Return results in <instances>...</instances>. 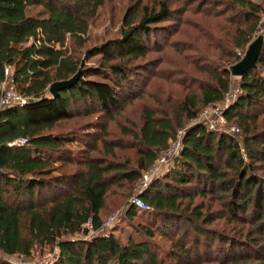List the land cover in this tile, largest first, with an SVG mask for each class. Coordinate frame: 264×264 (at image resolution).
<instances>
[{"label":"trees","instance_id":"trees-1","mask_svg":"<svg viewBox=\"0 0 264 264\" xmlns=\"http://www.w3.org/2000/svg\"><path fill=\"white\" fill-rule=\"evenodd\" d=\"M213 1L219 7L212 15L231 25L220 26L229 47L220 49L221 60L207 70V81L184 94L169 113L140 106L138 122L128 120L129 129L120 127L111 136L102 118L122 108L117 103L128 93L122 87L125 69L131 71L126 63L144 55L149 26L175 22L176 9L168 0L150 8L138 1L137 7L128 5L118 37L86 49L85 58L100 57L95 66H84L80 50L102 0H0V84L9 80L27 99L0 109V264H13L5 256L28 257L43 248H56L52 264H225L220 254L233 252L264 264V129L255 125L264 113V42L254 67L237 77L235 99L222 111L225 121L238 126L240 144L202 124L190 125L179 135L170 168L135 194L148 209L124 206L125 217L141 221L133 231L138 237L122 241L104 232L100 217L107 195L124 185L132 188L177 139L182 121L195 120L230 90L228 67L243 53L236 49L252 40L259 6L250 0ZM76 71L73 85L49 95V83ZM95 113V121L84 123L85 133L70 131L75 125L60 129ZM18 138L25 143L8 145ZM73 142L79 147L67 146ZM123 150L132 151V163L117 157ZM212 204L219 209L212 210ZM155 235L168 240V249L160 248Z\"/></svg>","mask_w":264,"mask_h":264},{"label":"rangeland","instance_id":"rangeland-1","mask_svg":"<svg viewBox=\"0 0 264 264\" xmlns=\"http://www.w3.org/2000/svg\"><path fill=\"white\" fill-rule=\"evenodd\" d=\"M102 1L103 3L97 8L95 17L88 24L85 35L86 42L80 50V57L83 56L81 59H83L82 65L84 66H95L100 57L99 55H94L85 58L84 51L86 49L118 37L120 19L128 5L137 3L138 1L141 6L145 5L150 8L158 0ZM250 1L259 6V15L260 0ZM138 3L136 4V7ZM168 4L176 9L174 14V20L176 21H162L149 26L150 33L144 41L146 47L144 55L136 60L128 61L126 63V68L131 69V71L125 69L128 80L122 87L126 86L124 90L127 89L128 93L123 94L122 92L117 103V108H120L121 105L122 108H120L118 113L112 115L111 118H102L103 121L108 120V133L111 136L118 135L116 132L120 127L129 129L130 123H128V120L137 123L140 106L144 104L154 109L156 112L162 111L165 113V110H167V113H169L172 109L171 106L176 105V102L179 101L184 94L189 90H196L199 82L207 81V70L215 67V63L218 62V59L221 60L218 58L220 49L224 47V49L227 50L229 47L226 43L228 37L222 32L220 26L223 29H225L226 26L228 29L231 24L228 25L227 22H223L222 19L218 18L219 16L216 18L212 15L213 12L216 13L219 7L215 5L213 0H168ZM38 9L39 8H34L33 11L36 12ZM224 15L225 14L221 16ZM216 20L217 23L215 22ZM172 29H177V32H173ZM260 34L264 38V32L259 33L254 31L251 35V39L256 38ZM245 48L246 45L243 49H236L235 53L238 51L244 52ZM242 55L243 53L240 55V58ZM138 64H140V66ZM197 66H201L205 71L201 69L199 71L196 70L195 67ZM176 68H181V70H175ZM89 79L105 81V79L97 76H90ZM137 79H140L142 83H140L141 81H138V84L136 85ZM231 79L232 84L230 90L237 89L238 92L237 77L232 76ZM130 87L133 88V94L130 93ZM129 96L133 98L128 100ZM216 105L223 108L228 106L225 107V103L223 102L221 104L218 102L210 106ZM169 106L170 108H168ZM210 106L204 107L195 120L182 121V126L177 128L175 134L178 136L181 135L187 127L194 123L203 125L202 122L208 121L213 125L214 117L210 111ZM96 115L97 113L92 116L74 118L68 123L64 122V124L60 126V129L65 130L73 128L75 125L76 127L70 129V131L85 133L84 131H87V126L84 125V123L93 121ZM255 125H257L258 129H264V113L257 116ZM229 126H235L238 128L234 122L230 121H226V127L223 131L206 128L218 133H225L233 137L234 140L238 141L240 144L241 134L239 128L236 133H233L228 131ZM116 137L120 138L121 136L119 135ZM67 146L71 149H76L79 147V142H73ZM240 152L243 153L242 148L240 149ZM117 157L120 159L125 157L131 163L135 158L131 150L118 151ZM170 166L171 163H168L166 166H159L157 161H155L147 171L142 172V176L136 181L132 188L131 186L124 185L118 189L117 194H108L105 206L100 211L103 231H111L122 241L128 236L138 237L133 231L134 228L136 229L139 226L141 221L137 216L132 219L125 217L123 213L124 206L137 192H140L144 188L150 179L156 177L153 175L150 176L152 174L150 171L149 175L146 176L147 178L143 181V175L147 174L150 169H156V175H162L170 168ZM253 172L256 173V170L253 169ZM257 176L259 177L261 175L258 173ZM211 209L218 210L219 206L212 204ZM162 225L167 226L166 224ZM166 230H169L168 226ZM154 240L159 243L161 249H168L169 242L166 238L155 235ZM217 243V240H214L213 246L218 245ZM262 243L264 245V242ZM256 250L260 253L258 247ZM56 253V248H52L51 250L43 248L34 250L28 257L5 256L4 258L13 264H52ZM234 253L235 252L226 255L220 254L219 259L223 260L225 264H256L253 260L247 262L244 261V254L240 255Z\"/></svg>","mask_w":264,"mask_h":264},{"label":"built area","instance_id":"built-area-1","mask_svg":"<svg viewBox=\"0 0 264 264\" xmlns=\"http://www.w3.org/2000/svg\"><path fill=\"white\" fill-rule=\"evenodd\" d=\"M260 14L258 18V23L255 31L259 33L264 32V0H260ZM261 35V34H260ZM262 39L264 40L263 36ZM4 74H7V69L4 70ZM237 92V89L229 90L224 98L219 102L220 104L223 102L225 103V107L233 101L235 94ZM26 98L19 95L15 90L13 85L10 83L9 80H4L0 84V109L10 107V106H20L26 103ZM223 107L219 106H210V111L212 113V116L214 117V122L213 125L212 123H209L208 121L202 122L204 127H207L208 129L211 130H219L223 131L225 130L224 128L226 127V121L223 117L222 111ZM209 119V118H208ZM207 119V120H208ZM229 132L236 133L238 131V128L235 126H229L228 127ZM25 143V140L22 138H18L16 140H13L12 142L8 143V145H22ZM180 148L179 145V136L177 139L173 142H171L168 147L163 150L157 158V163L159 166H166L168 163H170L171 159L178 153V150ZM151 171L150 176H155L157 173V170L155 169H150L149 172L145 175H143V181L147 178L146 176L149 175ZM134 207H136L139 210H146L148 209V206L138 197L133 196L130 201H129ZM87 228H90V225L87 224Z\"/></svg>","mask_w":264,"mask_h":264},{"label":"water","instance_id":"water-1","mask_svg":"<svg viewBox=\"0 0 264 264\" xmlns=\"http://www.w3.org/2000/svg\"><path fill=\"white\" fill-rule=\"evenodd\" d=\"M264 40L261 35L252 39L246 46L241 58L228 67L231 76L239 77L250 68H253L257 59L260 47ZM79 77V71H76L71 77L65 80L53 81L47 86V92L51 97L58 94L59 91L68 89Z\"/></svg>","mask_w":264,"mask_h":264}]
</instances>
